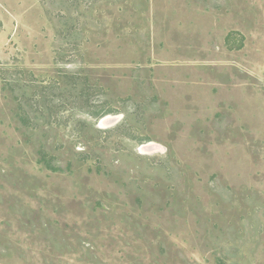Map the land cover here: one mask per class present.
Instances as JSON below:
<instances>
[{"label":"rangeland","instance_id":"374dc122","mask_svg":"<svg viewBox=\"0 0 264 264\" xmlns=\"http://www.w3.org/2000/svg\"><path fill=\"white\" fill-rule=\"evenodd\" d=\"M0 264H264V0H0Z\"/></svg>","mask_w":264,"mask_h":264},{"label":"trees","instance_id":"16d2710c","mask_svg":"<svg viewBox=\"0 0 264 264\" xmlns=\"http://www.w3.org/2000/svg\"><path fill=\"white\" fill-rule=\"evenodd\" d=\"M77 82H75L74 84H76Z\"/></svg>","mask_w":264,"mask_h":264}]
</instances>
